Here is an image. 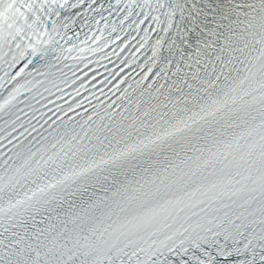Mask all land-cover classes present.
Segmentation results:
<instances>
[{
	"label": "snow or ice",
	"instance_id": "6c2138e0",
	"mask_svg": "<svg viewBox=\"0 0 264 264\" xmlns=\"http://www.w3.org/2000/svg\"><path fill=\"white\" fill-rule=\"evenodd\" d=\"M0 264H264V0H0Z\"/></svg>",
	"mask_w": 264,
	"mask_h": 264
}]
</instances>
